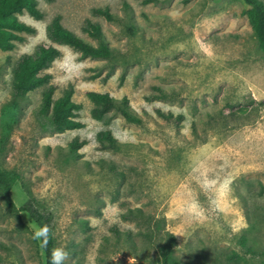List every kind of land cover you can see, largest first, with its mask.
Instances as JSON below:
<instances>
[{
	"label": "rangeland",
	"instance_id": "1",
	"mask_svg": "<svg viewBox=\"0 0 264 264\" xmlns=\"http://www.w3.org/2000/svg\"><path fill=\"white\" fill-rule=\"evenodd\" d=\"M37 1L42 19L18 14L35 31L23 33L13 50H0V110L22 58L41 45L54 46L60 55L45 72L52 75L55 99L74 87L84 127L55 131L38 112L43 88L29 93L2 162L21 176L10 192L16 207L49 219L56 247L68 253L65 264H159L158 241L139 234L146 227L124 216L130 208L165 221L183 264H260L264 51L244 14L245 1ZM58 15L94 44L98 40L84 27L100 24L117 55L84 57L53 40L49 26ZM130 24L138 28L134 35ZM156 87L168 97L152 98ZM90 91L127 96L143 122L129 123L116 111L94 118ZM108 129L125 144L121 150L101 148L98 136ZM75 139L84 145L72 154ZM38 227L0 193V264H46L40 241L33 239Z\"/></svg>",
	"mask_w": 264,
	"mask_h": 264
},
{
	"label": "trees",
	"instance_id": "2",
	"mask_svg": "<svg viewBox=\"0 0 264 264\" xmlns=\"http://www.w3.org/2000/svg\"><path fill=\"white\" fill-rule=\"evenodd\" d=\"M152 1L154 0H144L145 3ZM244 1L247 4L244 14L248 17L259 46L264 51V2L262 0ZM25 11L36 19L44 17V13L38 7L37 0H0V50H13L17 42L24 41L23 33H33L35 31L33 27L19 19L18 14ZM96 12L110 21L118 19V15L112 13L109 9H97ZM127 29L131 35H134L138 28L130 24ZM84 30L97 39L98 44H94L66 28L62 24L60 15L56 16L50 24L49 35L53 40L79 50L84 57L110 59L117 55L119 50L105 40L100 24L88 21ZM59 55V49L46 45H41L35 55H25L16 69L11 95L2 104L0 110V193L11 208L28 211L39 227L46 224L51 229L47 247L40 241L46 264H49L51 250L56 247L54 229L49 219L38 211L28 206L16 207L10 192L21 176L16 170L3 167L2 162L10 148L13 134L21 123L25 106L29 102V93L39 88H43V97L38 112L50 120L55 131L63 132L84 127V123L78 119V111L82 108V105L74 100V87L70 85L61 97L55 99V87L51 84L52 75L45 72ZM155 89L158 93L153 95L152 98L168 97V93L161 87ZM88 97L94 104L92 115L96 119H103L111 111H116L132 124H141L144 120L142 115L133 110L127 96L117 99L109 93L90 91ZM159 113L168 119L174 117L173 113L164 114L161 111ZM179 118L181 119L182 116L180 115ZM98 139L103 149L121 150L125 146L109 129L102 131ZM83 145L84 142L75 139L70 143V152L76 154ZM110 167L114 169L113 166ZM124 216L127 219L143 220L146 228L140 231L139 234L150 241H158L159 264H183L181 259L174 254L176 237L165 229V221L155 219L142 208H130ZM116 232L118 235L120 234V231L116 230ZM127 236L130 240L132 239L130 233ZM260 264H264V260Z\"/></svg>",
	"mask_w": 264,
	"mask_h": 264
},
{
	"label": "clouds",
	"instance_id": "3",
	"mask_svg": "<svg viewBox=\"0 0 264 264\" xmlns=\"http://www.w3.org/2000/svg\"><path fill=\"white\" fill-rule=\"evenodd\" d=\"M51 229L48 225H41L33 233V239L41 241L47 247L50 240ZM68 257L67 251L62 247H55L50 252L49 264H65ZM131 264V261H130Z\"/></svg>",
	"mask_w": 264,
	"mask_h": 264
}]
</instances>
